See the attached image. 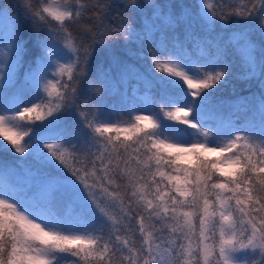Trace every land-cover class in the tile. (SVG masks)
Instances as JSON below:
<instances>
[{
    "label": "snow or ice",
    "instance_id": "6c2138e0",
    "mask_svg": "<svg viewBox=\"0 0 264 264\" xmlns=\"http://www.w3.org/2000/svg\"><path fill=\"white\" fill-rule=\"evenodd\" d=\"M0 264H264V0H0Z\"/></svg>",
    "mask_w": 264,
    "mask_h": 264
},
{
    "label": "trees",
    "instance_id": "16d2710c",
    "mask_svg": "<svg viewBox=\"0 0 264 264\" xmlns=\"http://www.w3.org/2000/svg\"><path fill=\"white\" fill-rule=\"evenodd\" d=\"M6 2H11V0H6ZM157 2L161 4H166L169 0H157ZM174 3H181L183 2L186 5H190L193 3V0H172ZM118 11H122V9H113L112 12V23H116V15ZM239 75H244L243 69H237ZM259 84L255 78L253 79H238L233 77L230 79V82L225 85L221 91L217 94L218 98L225 102V104L235 101L238 97L242 96H251L252 94H259ZM229 109H225V115L228 114Z\"/></svg>",
    "mask_w": 264,
    "mask_h": 264
}]
</instances>
